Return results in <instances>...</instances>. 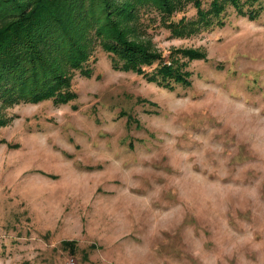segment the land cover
I'll return each mask as SVG.
<instances>
[{
    "label": "rangeland",
    "instance_id": "1",
    "mask_svg": "<svg viewBox=\"0 0 264 264\" xmlns=\"http://www.w3.org/2000/svg\"><path fill=\"white\" fill-rule=\"evenodd\" d=\"M242 11L177 36L140 17L129 38L186 61L188 85L97 46L67 103L0 101V264H264V0Z\"/></svg>",
    "mask_w": 264,
    "mask_h": 264
},
{
    "label": "trees",
    "instance_id": "2",
    "mask_svg": "<svg viewBox=\"0 0 264 264\" xmlns=\"http://www.w3.org/2000/svg\"><path fill=\"white\" fill-rule=\"evenodd\" d=\"M203 1L0 0V101L67 103L75 97L71 88L74 70L91 75L90 61L97 46L109 53L115 70L133 71L168 89L174 87L173 82L188 85L186 61L175 54L164 58L148 43L129 35L142 32L140 17L149 12L176 36L190 35L200 26L222 24L220 13L228 4L250 18L257 15L251 8L242 11V4L249 0H205L209 1L207 8L202 6ZM186 3L196 7V18L173 21L174 14ZM179 52L186 60L205 56L194 49ZM154 63L156 66L146 71L145 67ZM5 123L6 119L0 117V125ZM64 244L72 246L70 241Z\"/></svg>",
    "mask_w": 264,
    "mask_h": 264
},
{
    "label": "built area",
    "instance_id": "3",
    "mask_svg": "<svg viewBox=\"0 0 264 264\" xmlns=\"http://www.w3.org/2000/svg\"><path fill=\"white\" fill-rule=\"evenodd\" d=\"M70 264H74L73 262H71Z\"/></svg>",
    "mask_w": 264,
    "mask_h": 264
}]
</instances>
